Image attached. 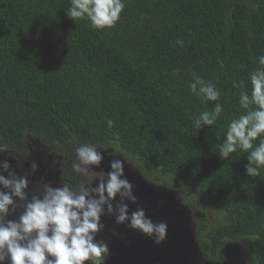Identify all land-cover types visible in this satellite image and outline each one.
Here are the masks:
<instances>
[{
	"label": "trees",
	"instance_id": "16d2710c",
	"mask_svg": "<svg viewBox=\"0 0 264 264\" xmlns=\"http://www.w3.org/2000/svg\"><path fill=\"white\" fill-rule=\"evenodd\" d=\"M124 3L116 26L96 31L66 15L70 0H0V141L20 154L27 138L57 149L71 187L74 148L111 147L184 196L203 258L221 263L224 242L243 240L251 264H264V169L249 177L247 154L218 155L243 111L233 81L250 91L264 55V0ZM193 74L220 90L224 111L212 128L192 126L212 106L190 93Z\"/></svg>",
	"mask_w": 264,
	"mask_h": 264
},
{
	"label": "clouds",
	"instance_id": "9594fccd",
	"mask_svg": "<svg viewBox=\"0 0 264 264\" xmlns=\"http://www.w3.org/2000/svg\"><path fill=\"white\" fill-rule=\"evenodd\" d=\"M124 8V0H70L66 15L74 22L84 19L91 30L102 31L116 26ZM176 43L183 45L184 42L177 40ZM257 61L259 67L248 77L250 91L243 80L233 81V87L239 90L238 104L243 111L228 122L218 151L221 159H228L238 149L247 154L248 163L244 168L249 177H258L264 169V55L258 56ZM218 63L223 67L222 60ZM188 87L205 105L212 102L210 109L193 117L192 126L198 130L202 126L212 128L224 111L220 90L212 81L196 74ZM113 126L114 122L108 120L107 127ZM7 148L0 141V153ZM98 149L101 147L94 143L74 148L71 168L79 178L76 187L67 183L61 187L45 184L43 191L36 189L39 194L32 195L30 200L26 192L28 179L10 171L7 160L0 162V169L8 172L7 177L0 174V264L7 260L10 264H104L109 249L106 243L95 241V236L103 228L101 216L105 214V206L107 213H117V223L127 221L133 230L155 237L156 243L166 238V223H154L146 217L144 209H131L123 203L125 198L135 203L136 197L132 183L122 178V160H111L107 172L102 168L93 170L104 159ZM37 168L33 161L32 171ZM97 178L99 184L93 186ZM117 195L120 202L114 208ZM17 199L23 202V212L17 220H12L8 217L16 210Z\"/></svg>",
	"mask_w": 264,
	"mask_h": 264
},
{
	"label": "rangeland",
	"instance_id": "374dc122",
	"mask_svg": "<svg viewBox=\"0 0 264 264\" xmlns=\"http://www.w3.org/2000/svg\"><path fill=\"white\" fill-rule=\"evenodd\" d=\"M27 142L30 146L27 153L20 154L6 150L0 153V162L7 160L10 164V171L17 176H24L28 179L26 192L30 200L32 195L39 194L35 191L36 189H39L40 192L43 191L45 184L61 187L63 183L60 177L61 168L58 163V160H61L58 155L59 151L44 146L31 138H27ZM98 147H101L98 151L103 153L104 159L99 167L93 166V170L100 171L102 168L107 172L110 170L111 160H122L124 162V177L122 178H126L132 183V191L136 197L135 203L126 198L123 203L131 209L142 208L146 217L154 223L164 222L167 225L166 238L162 242L156 243L155 237H150L137 229L133 230L128 226L127 221L117 223V213L115 211L111 214L107 213L105 206V214L101 216L103 228L97 232L95 240L100 238L112 248L111 255L107 259L111 258L106 264H119L120 259L117 261V256L125 253L123 245H126L129 253L133 255L131 257L133 262L136 260V253L139 252L138 248L143 249L141 255L144 256V262L137 261L138 264H205L206 261L202 259L194 246L196 235L192 231L196 229L197 222L188 210L184 196L164 183L156 182L150 176L143 174L140 168L123 158L111 147ZM33 161L38 165L34 172L31 169ZM0 174L8 176V172H4L2 169H0ZM98 184L99 179L97 178L94 180L93 186H98ZM119 202L120 197L117 195L113 200L114 208ZM137 203L139 204L138 207ZM22 212L23 202L17 199L16 210L8 218L17 220ZM114 239L116 243L113 242ZM225 242L226 245L223 246V249L226 258L220 264H251L249 247L245 241L239 240L237 245L228 240ZM116 253L117 255H115Z\"/></svg>",
	"mask_w": 264,
	"mask_h": 264
},
{
	"label": "water",
	"instance_id": "95a60500",
	"mask_svg": "<svg viewBox=\"0 0 264 264\" xmlns=\"http://www.w3.org/2000/svg\"><path fill=\"white\" fill-rule=\"evenodd\" d=\"M108 249H109V252L108 253L111 254L110 251L112 250V248L110 246H108ZM124 252L125 253L123 255L120 256L118 254V256H117L118 257L117 261L120 259L118 261L119 264H138L137 261L144 262V259L143 258H138V259L135 260V262H133L132 259H131V257H133V255L131 253H129V251L124 250ZM115 255H117V253ZM129 255H132V256H129ZM109 259H106L104 264H106Z\"/></svg>",
	"mask_w": 264,
	"mask_h": 264
},
{
	"label": "flooded vegetation",
	"instance_id": "af4514ba",
	"mask_svg": "<svg viewBox=\"0 0 264 264\" xmlns=\"http://www.w3.org/2000/svg\"><path fill=\"white\" fill-rule=\"evenodd\" d=\"M195 235H196V234H195ZM230 242L236 244V242H234V241H230ZM224 245H226V242H224L223 246H224ZM236 245H237V244H236ZM194 246L196 247V251H197V250H198L197 242L194 243ZM223 248H224V247H221L220 250H221V252H222L223 255H224V258H223V259H225V258H226V253H225V251H224ZM198 252H199V250H198ZM199 253H200V252H199ZM200 255H201V253H200ZM201 257H202V255H201ZM202 259L206 261L205 264H220V263H213L212 261L209 262L206 258H203V257H202ZM223 261H224V260H223ZM221 263H222V262H221ZM251 263H252V262H251Z\"/></svg>",
	"mask_w": 264,
	"mask_h": 264
}]
</instances>
